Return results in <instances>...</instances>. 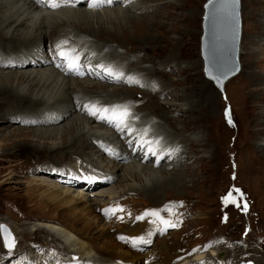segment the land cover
<instances>
[{
  "label": "bare ground",
  "instance_id": "bare-ground-1",
  "mask_svg": "<svg viewBox=\"0 0 264 264\" xmlns=\"http://www.w3.org/2000/svg\"><path fill=\"white\" fill-rule=\"evenodd\" d=\"M62 1L61 7L46 9L37 5L35 0H0V140L2 141L0 142V154H15L22 148H28L35 154V156L32 155L33 157L38 156L37 152L49 153L53 158H60V156L68 158L74 155L76 161L78 158L81 159L77 161V164L94 168V175L80 174L73 167H66L60 171L46 167L43 169L46 172L42 173L43 176L51 175L62 184H78L85 188L97 184H106L111 189L123 187L118 195L109 197V193L108 201L102 202V200H96V197L90 199L88 195L81 194L79 191L74 193V190L68 186L51 183L48 181L49 177H46L47 179L37 177L24 181L13 180L14 176H11V173L8 176L18 186L29 187L27 193L34 192L36 188L38 191L35 194L42 204H47L54 210L68 209L67 215L77 220L83 219L85 228L96 223L95 232L106 233L105 229L108 226L106 227V224L100 221L99 216L100 212H103L102 208L127 207L142 199L143 194L148 201L158 204V206L151 207L148 201L142 200V203L146 205L143 207L159 210H163L165 206L171 208L172 205L169 204L170 201L168 202L167 198L161 200V194H165V189L172 190L171 188L176 187L181 180L183 181L188 171L199 176L195 170L187 167L184 173L180 170L181 177L178 176L177 171L182 166H192V163L197 162L194 159L193 147L206 148L209 146L210 127L204 120L205 116L197 115L196 107H193L194 105L188 101L186 95L181 97L177 93L169 92L168 86L170 85L166 86L165 79L170 80L169 82H174V80L168 73L163 71L158 75V71L153 70L151 66H144L147 60L139 58L135 61L137 58L135 53L123 52V46L113 44L114 40L103 41L102 39L105 35L111 38L137 40L134 37L137 34L138 40H147L142 35L149 29V22H137L136 20L145 17L147 12H152L149 16H155L158 1L113 0L111 4L103 3L98 6H90L93 0H70L68 3H65V0ZM257 12L253 10V13L246 15L250 29L255 33V36L250 37L246 42L250 47L245 49L242 48L243 46L240 47V54H244L246 58L254 59L260 50L264 53V15L260 16ZM131 25L134 30L130 29ZM96 32L101 36L98 40H102L98 44L93 37V33ZM65 40L67 44H62L61 48H58L57 45ZM141 45H147V43H141L139 46L143 52L147 46L144 48ZM56 48L59 51L74 49V54L80 58L79 70L69 71L67 63L58 56L59 51ZM182 48L181 45L178 48L179 51H182ZM176 54L170 55L169 62H175L178 59L177 56H181L180 53ZM237 63L238 69L235 74L239 72L241 66L239 45ZM252 63L253 60H248V64ZM188 65H184L185 68L181 72H189L191 67ZM170 66L172 67L169 69L172 71L171 68L175 64ZM106 68H111L115 73H123V76L116 79L105 71ZM249 73L253 72L251 73L250 70ZM235 74L227 77L219 89H224L226 81ZM130 78L139 80L140 83L130 82ZM185 78L193 79L190 73ZM151 80H155L156 83L154 86L151 85L152 88L148 94L153 89L155 92L163 89L168 91L167 95H171L175 100L184 102H158L154 99L152 105L157 107L158 116L141 114L133 107L140 99L132 96V93H134V87H144L145 84L149 86ZM199 87V92L204 93L206 84H200ZM159 95H165V93L162 91ZM144 100L139 103V108L145 104ZM209 102L206 99L207 111L210 113ZM86 105L88 107H85ZM93 105L100 109H112L113 106L126 107L130 112L125 121L127 127L122 124L120 127H124V131H121L115 123L100 119L99 113L90 115V109L95 110L92 108ZM173 114H179V116L182 114L181 121L174 119ZM257 118H259L258 122L264 125V108L259 111ZM174 121H178L175 122V126H182L183 131L186 132L183 134L169 132L168 129L170 131L179 129L173 127ZM197 123L199 126H196ZM145 130H148L147 135H144ZM200 130H206L205 134ZM256 134L261 137L255 142V146L259 151L264 152V129L257 130ZM144 140L153 142L158 140L160 143L159 145L145 144L141 147ZM149 147L156 150V155L148 152ZM214 157V154L209 155V160ZM25 164L23 162V167ZM33 168L27 165V172L35 174L38 169ZM85 177L95 179L89 180ZM117 177L119 179L117 184H107ZM94 195L107 194L97 192ZM130 195H134L137 199H129ZM0 223L8 226L16 241L15 234L25 236L28 233L25 228L19 229L20 224H8L2 220ZM34 225L37 226L35 232L45 230L61 237L62 242H66L65 245L79 256V259L75 261L69 259L70 261L68 260L66 264H89L92 263L90 262L92 255L99 254L97 246L75 235L73 228L68 225L52 221H38ZM126 234L127 239L141 236L143 230L134 227ZM197 246L198 244H194L192 247L197 248ZM45 249L53 255L56 253L47 244ZM215 250H211L210 256L216 255ZM203 255L201 251H196L189 258L190 264L193 262L194 264H201V262L208 264L209 262H205L208 256ZM160 257L159 264H170L174 260L173 258L168 259L165 254L163 256L161 254ZM258 261L261 260L258 259ZM156 263L157 260L152 264ZM186 263V260L181 259L173 264ZM257 263L264 264L263 261Z\"/></svg>",
  "mask_w": 264,
  "mask_h": 264
},
{
  "label": "rangeland",
  "instance_id": "rangeland-1",
  "mask_svg": "<svg viewBox=\"0 0 264 264\" xmlns=\"http://www.w3.org/2000/svg\"><path fill=\"white\" fill-rule=\"evenodd\" d=\"M206 1L155 0L158 3L155 16H149L152 12H147L145 17L136 20L137 22H149V29L142 35L147 40H138L137 34L134 35L137 40L102 36L103 41L114 40L113 44L123 46V52L135 53L137 56L135 61H138L139 58L147 60L144 66H151L153 70L158 71V75L163 71L168 73L174 80V82H169L170 80L165 79L166 86L170 85L168 86L169 92L177 93L181 97L186 95L188 101L194 105V108L196 107L197 115L205 116L204 120L210 127L209 146L206 148L194 146V159L197 162L192 163V166H182L183 169L181 167L177 171L178 176L181 177L180 170H183L181 172L184 173V169L187 167L190 170H195L199 176L188 171L185 173L183 181L178 183L179 185L171 188L172 190L165 189V194L161 192V200L167 198L172 206L171 213L161 210L160 216L178 226L163 230L165 225L153 216H146L144 219L138 220V216H142L146 210H150L148 207H143L146 205L142 203V200L148 201V198L143 194L142 199L130 203L131 205L127 207H121L122 210L116 211L114 214H106L105 209L102 208L103 212H100L99 216L100 221L105 223L106 227L108 226L105 229L106 233L95 232L96 223L85 228L83 219L71 218L67 215L68 209L54 210L49 205L42 204L35 194L38 191L36 188H34V192L27 193L29 187L18 186L13 180L28 181V179L37 177L45 179L49 177L48 181L51 183L68 186L74 190V193L79 191L81 194L88 195L90 199L96 197V200H102V202L108 201L109 193V197L118 195L123 187L111 189L106 184H97L85 188L78 184H62L51 175L43 176L42 173H46L43 169L50 167L60 171L66 167H73L80 174L89 176L94 175L95 169L77 164V161H81V159L78 158L76 161L74 155L68 158L61 156L53 158L49 153L37 152L38 156L33 157L35 154L30 149L22 148L15 154H0V222L2 220L8 224H20L19 229L25 228L28 233L25 236H17L14 233L17 241L15 248L11 251L3 247L0 235V264H58L59 262L66 264L69 259L74 258L76 253H73L65 245L66 242H62L61 237L45 230H41L39 233L35 232L37 226L34 224L38 221H52L68 225L73 228L75 235L81 237L85 242L97 246L99 254H93L90 259L92 263L89 264H152L156 260V264H159L161 254L168 256L170 260L173 258L172 264L181 259L186 260V264H190L189 258L196 251H201L204 257H209L205 260V262H209L208 264H239L240 261L248 263L250 261L251 264L264 262V152L259 151L255 146V142L261 137L256 134V131L264 129V125L258 122L259 118H257L259 111L264 108V53H261L260 50L254 59L246 58L244 54H240V47L243 46V49L250 47L246 42L250 37L255 36L254 31L250 29L246 15L253 13V10H257L260 16L264 15V0H239L241 21L239 64L241 71L239 70L235 76L226 81L224 89L221 90L205 74L204 60L201 55L202 24ZM130 29L134 30L132 25ZM93 35L95 42L101 43V39L98 40L101 38L100 33L96 32ZM141 43H147V45H141L144 48L147 46L143 52L139 49ZM181 45L183 48L182 51H179L178 48ZM179 53L181 56H177L178 59L175 58L178 62H169L171 54L179 55ZM248 60H253V63L248 64ZM165 62L167 63L165 64ZM194 63L196 64L194 65ZM171 64H175L171 68L172 71L169 69L172 67ZM184 65L191 67L189 72H181L185 68ZM250 70L251 73L253 72V77L249 73ZM189 73L192 75V80L185 78ZM155 83V80H151L149 86L145 84L144 87H134L132 96L140 100L133 107L141 114L158 116L157 107L152 105L154 99H157L158 102H184L175 100L171 95H167L168 91L163 89L156 92L153 89L148 94ZM203 83L206 84L204 93L199 92V85ZM162 91L165 95H159ZM206 99L210 101V113L207 111ZM143 100L146 101L145 106L142 105L139 108V103ZM226 110L230 111L231 123L226 117ZM182 114L180 116L173 114L172 117L181 121ZM175 122L178 121L172 123L173 127ZM199 123L196 126H199ZM175 128L179 129H176L177 131L168 129V131L181 132L182 134L186 132L183 131L182 126H175ZM200 131L205 134L206 130ZM0 142L2 141L0 140ZM212 154L215 157L209 160V155ZM23 162L26 163L24 167ZM27 165L30 168L34 167L35 170L38 169L35 172L36 175L27 172ZM10 173L11 176H14L13 180L8 178ZM118 181L117 177L107 184H117ZM233 189H239L243 194L241 198L239 193L233 191V196L237 199L240 207L232 203L225 205L222 200ZM97 192H105L107 195H94ZM129 199L137 198L130 195ZM244 202H247V211L243 210ZM148 204L151 207L158 206L152 201H148ZM134 227L142 229L141 236L150 242L134 247L127 239L126 234ZM149 233H151L150 236ZM120 237H125V239H120ZM46 244L59 254L53 255L49 250L47 251ZM194 244H198L197 248L192 247ZM209 245L211 246L208 247ZM194 249L196 251H193ZM212 249H216L217 254L223 252L221 258L224 259L216 261L215 256L209 254Z\"/></svg>",
  "mask_w": 264,
  "mask_h": 264
},
{
  "label": "water",
  "instance_id": "water-1",
  "mask_svg": "<svg viewBox=\"0 0 264 264\" xmlns=\"http://www.w3.org/2000/svg\"><path fill=\"white\" fill-rule=\"evenodd\" d=\"M202 27L201 55L204 72L221 88L223 81L238 69L237 52L241 30L239 3L233 6L227 0H213L209 4L207 0ZM2 244L9 250L4 246L3 237ZM222 253L218 252L217 258H221Z\"/></svg>",
  "mask_w": 264,
  "mask_h": 264
},
{
  "label": "snow or ice",
  "instance_id": "snow-or-ice-1",
  "mask_svg": "<svg viewBox=\"0 0 264 264\" xmlns=\"http://www.w3.org/2000/svg\"><path fill=\"white\" fill-rule=\"evenodd\" d=\"M44 2L52 8H58L61 7L62 4L60 2H58V0H44ZM70 2V0H65V3ZM113 2V0H93V3L90 6H98L100 4L103 3H108L111 4ZM129 2H131V0H129ZM228 3L232 4L233 6L237 5L239 3V0H227ZM213 3V0H209V4ZM62 44H67V41H62L61 44H58L57 47L61 48ZM75 50H61L58 52V56L61 57L62 60H66L67 61V67L69 71H73L79 70V56L75 55ZM100 67H104L103 65H100ZM105 71L109 74L114 76L116 79H119L121 76H123V73H115L113 72V70L111 68H106ZM130 82H135V83H140L139 80H134L132 78H130ZM219 82V81H218ZM85 107H88L87 105ZM93 109L95 110H91L89 111L90 115H97L99 113V118L103 119V120H107L109 123H115V125L119 128V130L124 131V127H127V125L125 124L126 118L130 115L129 110L125 107V108H120V106H113L112 109L109 108H96L95 105L92 106ZM111 113V114H109ZM226 117L229 119V122L231 123V114L230 111L226 110ZM124 125V127H120L121 125ZM129 131H132L131 129H129ZM148 130H145L144 135H147ZM131 143V141L129 142ZM152 143H155L156 145H159V141H148V140H144L143 143L141 144V147H143L145 144L151 145ZM148 152L151 153L152 155H156V150L153 147H149L148 148ZM162 158V157H159ZM85 179H89V180H94V177H85ZM233 191H235L236 193H239L241 198L243 196L242 193H240L239 189H233L230 190L229 193L224 196L222 198L223 202L225 205L232 203V204H236L237 207H240V204L237 202V199L233 196ZM182 203V202H181ZM122 209L116 208V209H105V213L106 214H114L116 211H121ZM243 210L247 211V202H244L243 204ZM160 211L159 209H150V210H146L145 213L142 216H138L137 219L138 220H142L144 219L146 216H153L156 217L157 219L160 220L161 223H163L165 225V228L163 230H167V228L169 227H177V224H174L172 222H170L169 220L164 219L163 217L160 216ZM163 211H171V209L168 206H165V208L163 209ZM122 219V217H121ZM0 235H2L3 240H4V246L6 248L9 249V251H11L13 248H15L16 246V240L15 237L12 235L11 230L6 226V225H0ZM149 236L151 235V233L148 234ZM120 239H125V237H120ZM130 239L132 245L134 247L139 246L140 244H145V243H149L150 241L147 240L144 236H137V237H131L128 238ZM211 245H209L208 247H210ZM193 251H196L195 249ZM74 260H77L78 258H73ZM201 264H204V262H201ZM249 264H251V262L249 261Z\"/></svg>",
  "mask_w": 264,
  "mask_h": 264
}]
</instances>
